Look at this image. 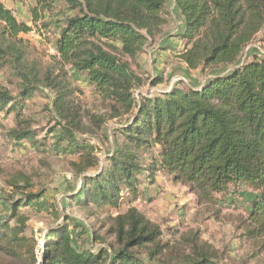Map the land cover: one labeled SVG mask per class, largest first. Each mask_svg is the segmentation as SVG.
Segmentation results:
<instances>
[{
    "label": "trees",
    "instance_id": "obj_1",
    "mask_svg": "<svg viewBox=\"0 0 264 264\" xmlns=\"http://www.w3.org/2000/svg\"><path fill=\"white\" fill-rule=\"evenodd\" d=\"M166 1L31 0L30 23L18 21L0 1V71L17 93L0 89V115L15 112L18 120L35 92H51L55 148L78 157L76 169L94 161V147L80 136H96L106 121L125 117L107 165L70 197L80 209L104 215L105 236L113 242L106 244L93 232L91 240L106 248L80 251L79 236L58 227L47 233L38 264H222L224 253L202 240L198 230L164 241L160 227L134 207L150 200L141 187L153 186L159 173L186 187L199 206L222 207L228 198L227 207L236 210L237 190L250 189L242 195L247 206L234 229L253 257H264V57L254 53L241 60L252 43L264 46V0H174L184 30L175 36L182 48L173 52L189 72L210 77L197 87L137 99L134 91L143 81L127 60L162 34ZM55 11L61 18L52 15ZM54 24L57 54L45 66L29 61L28 43L20 36ZM80 77L97 94L104 114L82 106L75 84ZM159 83L160 77L152 78L153 86ZM23 124L9 132L10 140L42 146ZM40 196H25L5 208L0 258L37 264L35 243L21 236L25 220L16 226L9 221Z\"/></svg>",
    "mask_w": 264,
    "mask_h": 264
},
{
    "label": "rangeland",
    "instance_id": "obj_2",
    "mask_svg": "<svg viewBox=\"0 0 264 264\" xmlns=\"http://www.w3.org/2000/svg\"><path fill=\"white\" fill-rule=\"evenodd\" d=\"M0 1L13 12L18 21L30 23L29 7L26 6L31 0ZM166 10L168 23L163 27L162 34L156 38V42H148L135 60H127L131 70L143 81V85L134 91L137 99L140 96L158 95L173 88L197 87L210 77L208 72H189L176 55L156 47L159 39L176 34L182 26L174 0L166 1ZM52 15L61 18L58 11ZM56 28L54 24L47 30H41V33L35 30L20 36L28 43L29 61H37L42 66L51 62L52 56L57 54L53 46ZM254 53L264 57V46L258 42L252 43L245 50L241 60H246ZM155 77H160L161 83L153 86L151 82ZM75 84L81 90L78 97L82 106L91 113L104 114L93 88L81 77ZM0 89L11 92L13 96L17 95L12 81L2 70ZM52 98L53 94L47 90L35 92L21 106L18 120L15 112L7 118L0 115V217H8L5 208L10 203L18 202L28 195L41 194L36 202L20 208L17 219L9 221L10 225L16 226L19 221L25 220L21 236L33 240L37 260L42 254L47 233L58 227L66 226L75 238L79 236L77 246L80 251L94 253L113 242L112 236H105L108 227L105 225L104 215L95 210L89 212L80 209L70 197L77 193L81 186L88 184L87 179L99 174L102 166L107 165L116 135L115 130L121 128L125 120V117L120 120H108L98 135L80 136L82 142L94 147V161L91 165H81L76 169L74 164L79 163V158L63 153V149L55 148L56 139L50 132L56 122L51 106ZM23 122L36 132L34 140L39 145L43 144L42 146L34 149L29 142L17 146L10 140L9 132L25 127ZM141 190L148 194L150 200L136 202L134 207L160 227L162 240L173 242L189 230H198L202 240L224 253L222 264H264V257H253L250 247L241 242L238 237L240 233L234 229L237 215L243 213L242 209L247 206L242 195L250 192V189L241 187L237 190V195L232 199L236 210L227 207L228 198L223 201L222 207L199 206L194 195L186 187L174 184L162 173L157 175L153 186L145 185ZM127 208L128 206L124 205L121 211L124 212ZM93 232L104 238L106 244L93 242ZM0 264L24 263L0 258Z\"/></svg>",
    "mask_w": 264,
    "mask_h": 264
},
{
    "label": "crops",
    "instance_id": "obj_3",
    "mask_svg": "<svg viewBox=\"0 0 264 264\" xmlns=\"http://www.w3.org/2000/svg\"><path fill=\"white\" fill-rule=\"evenodd\" d=\"M183 30H184V25H183V20H182V26H181L180 31H178L176 34H173V35L170 34V35H168V37H163V38L159 39L156 47H158L159 49H162V48L164 50L166 49L165 50L166 52H168V53L171 52L173 55H175V53L173 51L181 50V48H182V46L180 45V42L176 39L175 36L182 33ZM178 61H179V59H178ZM184 67H185V65H184Z\"/></svg>",
    "mask_w": 264,
    "mask_h": 264
},
{
    "label": "built area",
    "instance_id": "obj_4",
    "mask_svg": "<svg viewBox=\"0 0 264 264\" xmlns=\"http://www.w3.org/2000/svg\"><path fill=\"white\" fill-rule=\"evenodd\" d=\"M41 251H42V250H41ZM40 257H41V254H40V256H38V260H37L38 262L40 261Z\"/></svg>",
    "mask_w": 264,
    "mask_h": 264
}]
</instances>
